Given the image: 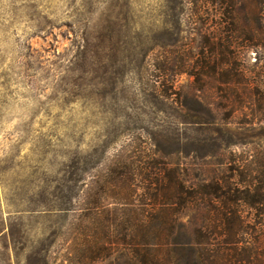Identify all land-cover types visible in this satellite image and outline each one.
I'll list each match as a JSON object with an SVG mask.
<instances>
[{"label":"trees","instance_id":"obj_1","mask_svg":"<svg viewBox=\"0 0 264 264\" xmlns=\"http://www.w3.org/2000/svg\"><path fill=\"white\" fill-rule=\"evenodd\" d=\"M204 2L215 9L216 23L205 31L200 26L193 50L178 37L170 46L139 52L141 71L153 79L147 92L162 102L176 99L188 111L199 108L209 128L235 113H250L245 124L262 123L264 0ZM113 34L102 31L93 52H79L95 78L120 53L116 44L107 46ZM153 50L158 54L151 58ZM169 50L176 51L172 62ZM251 50L256 59L250 69ZM177 72L193 78L191 92L174 88ZM252 144L185 142L175 148L170 142L138 159L119 156L93 193L86 160L73 158L52 190L41 189L44 197L52 195V206L33 209L55 214L56 224L25 242L11 224L15 251L24 264H264V146ZM239 145L248 148L246 157L233 150ZM107 198L114 200L111 207Z\"/></svg>","mask_w":264,"mask_h":264},{"label":"rangeland","instance_id":"obj_2","mask_svg":"<svg viewBox=\"0 0 264 264\" xmlns=\"http://www.w3.org/2000/svg\"><path fill=\"white\" fill-rule=\"evenodd\" d=\"M204 1L0 0V264H24L9 234L11 224L20 242L42 238L56 224L55 214L38 213L53 204L41 189L52 190V181L73 158L86 160L93 193L119 156L138 159L158 144L264 146V122L245 124L250 113L246 118L235 113L209 128L199 108L188 111L176 99L162 102L147 92L153 79L141 71L139 52L170 46L178 37L193 50L200 26L205 31L216 23L215 9ZM107 30L114 33L107 46L116 44L120 53L113 66L107 61L106 74L95 78L79 52H93L96 36ZM156 54L153 50L151 58ZM175 54L169 50L167 61ZM255 59L251 50L247 67L253 68ZM192 80L177 72L174 88L191 92ZM243 146L233 150L246 157ZM113 202L106 200L110 207Z\"/></svg>","mask_w":264,"mask_h":264}]
</instances>
